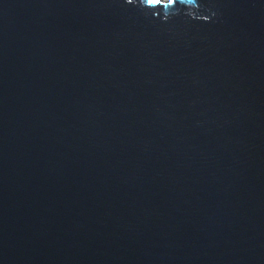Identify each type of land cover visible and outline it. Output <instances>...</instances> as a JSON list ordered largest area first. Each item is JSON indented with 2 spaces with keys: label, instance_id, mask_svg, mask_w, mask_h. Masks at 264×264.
I'll return each instance as SVG.
<instances>
[{
  "label": "water",
  "instance_id": "obj_1",
  "mask_svg": "<svg viewBox=\"0 0 264 264\" xmlns=\"http://www.w3.org/2000/svg\"><path fill=\"white\" fill-rule=\"evenodd\" d=\"M182 2L0 0V264H264V0Z\"/></svg>",
  "mask_w": 264,
  "mask_h": 264
},
{
  "label": "clouds",
  "instance_id": "obj_2",
  "mask_svg": "<svg viewBox=\"0 0 264 264\" xmlns=\"http://www.w3.org/2000/svg\"><path fill=\"white\" fill-rule=\"evenodd\" d=\"M128 3H132L133 0H127ZM180 5L182 6L184 9H186V14L189 15V16H193L195 14L194 10L195 9H191L190 6L186 3H183L182 0H175V3L174 5H172L171 7L172 8H176L177 5ZM175 14V13H173Z\"/></svg>",
  "mask_w": 264,
  "mask_h": 264
},
{
  "label": "rangeland",
  "instance_id": "obj_3",
  "mask_svg": "<svg viewBox=\"0 0 264 264\" xmlns=\"http://www.w3.org/2000/svg\"><path fill=\"white\" fill-rule=\"evenodd\" d=\"M163 1H169V0H163Z\"/></svg>",
  "mask_w": 264,
  "mask_h": 264
}]
</instances>
